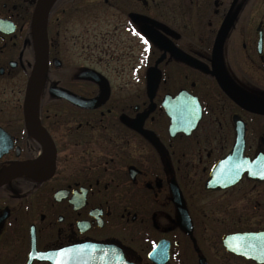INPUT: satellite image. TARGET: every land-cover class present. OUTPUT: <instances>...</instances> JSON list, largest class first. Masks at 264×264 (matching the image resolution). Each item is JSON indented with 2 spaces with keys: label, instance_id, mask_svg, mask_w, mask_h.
<instances>
[{
  "label": "flooded vegetation",
  "instance_id": "af4514ba",
  "mask_svg": "<svg viewBox=\"0 0 264 264\" xmlns=\"http://www.w3.org/2000/svg\"><path fill=\"white\" fill-rule=\"evenodd\" d=\"M39 1L0 0V264H115L66 250L82 245L131 264H264V20L242 25L249 0H51L34 130ZM102 33L113 74L86 67ZM99 76L98 108L52 92L99 97ZM134 80L141 104L113 100ZM183 92L201 109L164 107Z\"/></svg>",
  "mask_w": 264,
  "mask_h": 264
},
{
  "label": "water",
  "instance_id": "95a60500",
  "mask_svg": "<svg viewBox=\"0 0 264 264\" xmlns=\"http://www.w3.org/2000/svg\"><path fill=\"white\" fill-rule=\"evenodd\" d=\"M50 4H51V0H40L35 13L37 59L28 92L29 98H31L34 95V130L41 129L37 109H38V100H39L42 80L46 72L47 63H48L47 21H48V12H49ZM98 83L100 85L101 95L99 97L92 99L78 96L75 93L58 86L52 87V92L62 98L72 101L73 103L79 106H84L89 109H95L100 106H103L110 97L109 83L102 76L98 77ZM183 95L184 92L175 97L166 95L163 100L164 107H166V109H180L182 106L188 104L190 106H197L198 109H201L200 104L198 103V100L196 98H193L189 100V102L187 101L186 103L183 104L181 102L184 99ZM168 113L172 117V128H175L177 126L179 127L181 120L176 116V113L174 111H168ZM27 114L28 115L31 114V109H27ZM28 120L30 121V119ZM179 129L181 130L180 127ZM182 130L187 131L188 129L187 130L182 129ZM190 130H188L187 132H190ZM69 249L72 251L71 253L72 257L78 255L80 256L81 253L82 257H84V255L86 254V256L90 258V255L94 254V256H96L97 258L102 257L105 263L107 257L110 258L111 254H113L115 264H131L126 260L121 250L117 248H109L100 245L97 246L82 245V246L71 247L66 250ZM35 256L40 260H47L49 258L48 253L39 252Z\"/></svg>",
  "mask_w": 264,
  "mask_h": 264
},
{
  "label": "rangeland",
  "instance_id": "374dc122",
  "mask_svg": "<svg viewBox=\"0 0 264 264\" xmlns=\"http://www.w3.org/2000/svg\"><path fill=\"white\" fill-rule=\"evenodd\" d=\"M259 20H264V0H249L248 5H246L245 7L244 23L242 25L247 27L256 26ZM102 34L104 39L102 40V44L99 46L103 50L101 54L102 60L95 62V64H87L86 67L94 69L96 71L101 70L103 72H106L107 74H113L112 70L115 68L116 69L121 68L122 65H119L120 63L117 64L114 60H111L110 57H107L108 55H105V52L108 50L109 47L108 42H110V39L108 38L110 34H106V33H102ZM135 58H136V53H135ZM126 64L127 63H125V67H127L126 70L127 73H131L135 75H142L144 73V69L146 66L144 63L139 64L136 63V61L134 60L133 62L130 61L129 65ZM60 81L65 84H69V79L67 78H62ZM128 84L130 86L132 85L135 86L134 90L131 91L130 90L131 88H124L123 91L115 89L113 100L117 102H122L121 104L124 105H131V107L141 104L142 101H144L145 99L143 96L145 82L141 80H134L133 82L113 81V85H115L116 88L123 89V87H125ZM155 91L157 90L155 89ZM151 99L154 100L155 105L157 106V101H159L158 97L151 96Z\"/></svg>",
  "mask_w": 264,
  "mask_h": 264
}]
</instances>
